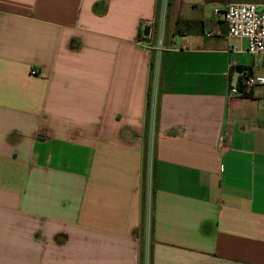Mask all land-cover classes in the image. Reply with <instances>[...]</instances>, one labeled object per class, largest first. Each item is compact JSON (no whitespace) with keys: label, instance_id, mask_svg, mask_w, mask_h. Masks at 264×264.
Returning <instances> with one entry per match:
<instances>
[{"label":"crops","instance_id":"crops-1","mask_svg":"<svg viewBox=\"0 0 264 264\" xmlns=\"http://www.w3.org/2000/svg\"><path fill=\"white\" fill-rule=\"evenodd\" d=\"M232 2L264 0H167L148 213L163 0H0V264H264V85L234 92L264 68Z\"/></svg>","mask_w":264,"mask_h":264},{"label":"built area","instance_id":"built-area-1","mask_svg":"<svg viewBox=\"0 0 264 264\" xmlns=\"http://www.w3.org/2000/svg\"><path fill=\"white\" fill-rule=\"evenodd\" d=\"M187 2H201L203 0H184ZM167 0H163L161 18L158 22V32H154L156 22L150 20L144 24L150 27V34L138 40V44L154 49L151 66V86L148 96V126L149 146L147 151V188H148V213L151 210L152 200V179L155 151V128L157 123L159 81L162 64V34L165 25ZM163 18V19H162ZM224 18L228 25V34L232 37L244 38L247 40V51L253 55L262 56V67L264 68V3H238L232 2L227 5L224 11ZM156 34V41L154 36ZM208 35L211 32H207ZM250 69H243L239 72L241 85L235 88L234 92L240 96L249 93L256 85H264V80H258L251 74ZM35 73V71H33Z\"/></svg>","mask_w":264,"mask_h":264},{"label":"water","instance_id":"water-1","mask_svg":"<svg viewBox=\"0 0 264 264\" xmlns=\"http://www.w3.org/2000/svg\"><path fill=\"white\" fill-rule=\"evenodd\" d=\"M143 34L145 36H148L150 34V27L149 26L144 27Z\"/></svg>","mask_w":264,"mask_h":264},{"label":"rangeland","instance_id":"rangeland-1","mask_svg":"<svg viewBox=\"0 0 264 264\" xmlns=\"http://www.w3.org/2000/svg\"><path fill=\"white\" fill-rule=\"evenodd\" d=\"M164 31L166 30L165 29V27H164V29H163ZM156 39V38H155ZM165 39V34H164V32H163V34H162V40H164ZM258 80H264V78L262 77V78H257Z\"/></svg>","mask_w":264,"mask_h":264}]
</instances>
